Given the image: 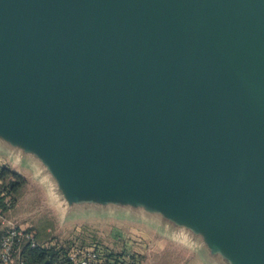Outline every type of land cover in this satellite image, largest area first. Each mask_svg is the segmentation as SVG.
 Masks as SVG:
<instances>
[{"label":"water","instance_id":"95a60500","mask_svg":"<svg viewBox=\"0 0 264 264\" xmlns=\"http://www.w3.org/2000/svg\"><path fill=\"white\" fill-rule=\"evenodd\" d=\"M0 145L31 155L67 210L89 186L129 190L209 248L264 264V0H0ZM212 174L255 222L251 242L235 236Z\"/></svg>","mask_w":264,"mask_h":264},{"label":"rangeland","instance_id":"374dc122","mask_svg":"<svg viewBox=\"0 0 264 264\" xmlns=\"http://www.w3.org/2000/svg\"><path fill=\"white\" fill-rule=\"evenodd\" d=\"M166 34L160 22H156L155 26H152V40L157 53H159L164 75L171 87L179 93L177 85L179 77L177 76L175 57L171 52L170 38L169 36L166 37ZM185 98L187 99H184L187 105L190 101L187 96ZM198 112L193 113L194 117H190L191 121L199 118ZM191 127L189 126L186 129V133L192 131L198 133L199 131L200 142L203 144L210 142L206 129H197L194 125ZM201 149L205 150V147L202 145ZM4 161L5 158L0 154V164H3ZM27 168L28 166L24 164L18 167L25 173H27ZM111 173V169H102L99 166L95 168V174L107 176L106 178ZM41 177L39 176V178ZM45 178L47 179L46 182L41 180L38 185L32 181L28 182L25 178L26 183L16 195L17 203L20 202L19 206L5 211L4 217L11 220L10 216L14 217L13 215L18 214L19 209L22 212L26 209H33L35 214L29 216L34 220L31 219L28 222L29 226L25 225L26 223L20 224L18 221L15 224L31 230H34L31 226L34 223H39L41 226L47 223L50 224L52 228L51 237L60 240V243L65 245L67 252L73 248H99L105 262L123 259L130 255L137 260V264H181L183 262H176V259L181 256L184 259L183 264H247V261L242 259L244 257L238 255L234 257L226 247H214L213 249L205 244L194 251L186 248L173 250L172 243L178 237L172 232L169 235V232L157 228L160 218H162L160 208L155 205L156 203L153 202L152 198L146 195L140 197L137 195L130 196L129 190L118 195L111 194V196H107L104 185H100V188H96L99 193L93 196L91 194L93 188L89 186L83 195L84 199L75 200L70 210H67V213L64 214L59 203L56 202L55 206L50 203L45 204L44 192L48 191V194L54 192L52 176L47 174ZM0 183L3 186L5 185L2 180ZM121 184L127 183L123 182ZM210 184L215 186V200L224 203L228 215L234 221L235 228H238L242 233L236 230L235 236L245 242H251L249 236L244 233V228L257 231L255 222L238 202L221 188L214 174L210 177ZM3 191L5 192L4 189ZM138 191L130 189L132 193ZM10 211L13 214H10ZM36 240L39 244H42L37 237ZM200 242L202 241L200 240Z\"/></svg>","mask_w":264,"mask_h":264},{"label":"crops","instance_id":"0c3cea01","mask_svg":"<svg viewBox=\"0 0 264 264\" xmlns=\"http://www.w3.org/2000/svg\"><path fill=\"white\" fill-rule=\"evenodd\" d=\"M0 154L5 158V161H4L5 163L3 162V164H5L9 168H11L13 171L24 176L28 182H31V181L35 182L37 185L39 184L38 182H40L41 180H43V182H46L47 179L41 173L42 169L38 167V164L36 163L35 160H33L31 155L30 156L25 155L21 151L11 150V149H8L2 145H0ZM23 164L28 166L27 173L18 169V167L23 165ZM39 176L40 177L42 176V177L39 178ZM1 185L2 184L0 183V187H1ZM40 186H42V185H40ZM3 194L4 193H2L0 195H3ZM43 199L45 200L46 205H48V203H50L52 206H55L56 202L59 203L60 206L62 207L63 211H64L63 213L64 214L67 213L65 201L63 200L61 195L57 194V192L55 190L53 193H49V194H48V191L44 192ZM19 204H20V202L17 203V201H16V204H15L16 208L19 206ZM15 206H13V207H15ZM34 212L35 211H33V209H26V211H23V212L20 211V209H19L17 211L18 214L13 215L14 217L10 216L12 218L11 221H13L14 223H17L16 221H18L20 224L26 223L25 225H28L29 224L28 222H30L31 219L34 220V218L29 216V215L35 214ZM9 213L13 214L11 211ZM55 213H57V212H55ZM19 215H22V216H19ZM177 221L179 224H182V225H180V226L173 225V220L170 217L163 216L162 218H160L159 225L157 227L159 230H165V231L169 232L168 233L169 235H171L170 232H172L174 235H176L178 237V239H176L172 243L173 250H177V249L182 250V248H186V249H190V250L194 251V250H197L196 248L200 249L202 247V245H205L204 242H200V237L198 235H196L192 229L188 228V226H189L188 222L189 221H185L184 219H180ZM31 226H32V228H34V231L37 235L36 237L40 240V243L46 244L49 246L61 245V244L63 246H65L63 243H60V240H55L54 237H51V233H52L51 229L52 228H51L50 224L48 225V223H47V224H43L41 226V225H39V223H34V225H31ZM3 227H4V224L2 222V219L0 218V233L3 229ZM19 227H21V226H19ZM174 227L176 228V231L173 230ZM169 254H173V253H169ZM178 261L184 263L183 256L176 259V262H178ZM183 263H181V264H183Z\"/></svg>","mask_w":264,"mask_h":264},{"label":"built area","instance_id":"2783aa9c","mask_svg":"<svg viewBox=\"0 0 264 264\" xmlns=\"http://www.w3.org/2000/svg\"><path fill=\"white\" fill-rule=\"evenodd\" d=\"M4 195V194H3ZM4 206H0V218L4 227L0 233V264H25L21 257L25 244L31 247L39 245L34 230L17 226L13 221L4 217V213L12 208L11 196H5ZM7 208V209H6ZM55 264H137L132 256L105 262L101 249H71Z\"/></svg>","mask_w":264,"mask_h":264},{"label":"trees","instance_id":"16d2710c","mask_svg":"<svg viewBox=\"0 0 264 264\" xmlns=\"http://www.w3.org/2000/svg\"><path fill=\"white\" fill-rule=\"evenodd\" d=\"M1 180L5 185H1L0 187V194L4 193V195H0V206H4L3 200L5 196H11V206L13 207L17 201L16 195L26 183V179L5 164H0ZM68 252L62 244L53 246L39 244L35 247H31L30 244H25L21 257L25 264H55L61 256L66 255Z\"/></svg>","mask_w":264,"mask_h":264},{"label":"bare ground","instance_id":"6f19581e","mask_svg":"<svg viewBox=\"0 0 264 264\" xmlns=\"http://www.w3.org/2000/svg\"><path fill=\"white\" fill-rule=\"evenodd\" d=\"M216 163H217V164H219V162H218V161H217ZM250 181H253V183H254V180H253V179H251Z\"/></svg>","mask_w":264,"mask_h":264}]
</instances>
